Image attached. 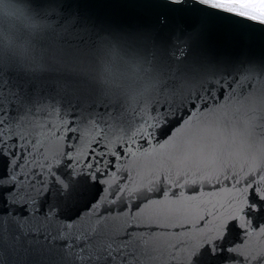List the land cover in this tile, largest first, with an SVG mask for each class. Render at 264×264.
I'll return each mask as SVG.
<instances>
[{"label":"snow or ice","instance_id":"obj_1","mask_svg":"<svg viewBox=\"0 0 264 264\" xmlns=\"http://www.w3.org/2000/svg\"><path fill=\"white\" fill-rule=\"evenodd\" d=\"M32 3L37 21L45 27L49 26L46 21L58 19L71 33L85 24L79 14L68 10L66 0ZM150 7L156 10L150 42L128 47L123 54L113 48L114 61L123 62L130 54L137 72L167 80L165 86L195 84L196 94L188 100L196 111L201 110L198 105L207 107L209 100L233 96L237 88L243 91L245 82L250 95L264 89V62L219 57L204 44L214 28L241 41L264 32V0H151ZM97 40L105 41V37L97 33L92 48ZM46 56L35 53V57ZM23 68L0 58V264H157V244L151 232L145 235L141 223L114 230L104 216L95 220L87 213L70 216L66 209L89 182L99 183L97 178L109 171L115 174L119 160L151 147L157 131L168 123L167 114H145L132 127L109 115L112 105L104 101L99 111L95 103L85 106L68 78L41 77ZM252 74L259 76L258 83L252 82L256 79ZM253 116L259 117L258 122L253 120L255 131L264 136V108ZM61 140L65 150L49 159L47 144ZM37 155L44 157L43 163H37ZM168 179L162 174L161 184ZM235 182L241 183L240 179ZM177 186L183 187L179 181ZM249 190L250 202L245 199L234 214L219 220L214 234L189 245L183 264H216L224 251H239L227 246L226 237L234 227L246 234L252 218L264 217V174L246 179L241 196ZM117 193L131 195L127 186L118 187ZM165 194L161 190L160 195ZM149 199L145 196L142 202ZM99 203L89 205L92 213ZM138 218L139 211L132 220ZM252 259L264 264V255Z\"/></svg>","mask_w":264,"mask_h":264},{"label":"water","instance_id":"obj_2","mask_svg":"<svg viewBox=\"0 0 264 264\" xmlns=\"http://www.w3.org/2000/svg\"><path fill=\"white\" fill-rule=\"evenodd\" d=\"M150 3L66 0L68 10L85 22L69 33L58 19L46 21L48 27L39 23L32 0H0V58L22 64L25 72L37 76L68 78L85 106L95 103L99 111L104 101L112 105L109 115L132 127L146 118L145 114H167L168 123L157 131L151 147L119 160L115 174L109 171L97 178L99 183L89 182L90 186L81 189V195L66 212L70 216L87 213L92 220L104 216L114 230L141 223L145 235L151 232L157 244V264H183L189 245L214 234L219 220L234 214L245 199L250 202L251 190L241 196L245 180L264 174V136L255 131L253 124L259 119L253 113L264 108V89L250 95L245 82L243 91L237 88L233 96L209 100L207 107L198 105L201 110L196 111L188 100L190 94H196L195 84L165 86L167 80L158 81L137 72L130 54L123 62L114 61L113 48L123 54L128 47L150 42L156 11ZM97 33L105 41L97 40L92 48ZM204 44L219 57L264 62V32L249 34L241 41L214 28L204 37ZM36 52L47 56L35 57ZM252 75L256 76L252 82L258 83L259 76ZM64 150L65 141H53L47 144L45 154L51 159L52 154ZM43 162L44 157L37 155V163ZM162 174L169 177L165 184H161ZM236 179H240L239 185ZM177 181L183 187H178ZM125 186L131 195L117 193L118 187ZM149 186L155 190L147 191ZM161 190L166 194L161 196ZM145 196L150 198L147 203L142 202ZM97 200L99 206L92 213L89 205ZM138 211L139 218L133 221ZM261 229L264 217L252 218L246 234L242 228H232L226 244L239 251H224L216 264H257L252 258L264 255Z\"/></svg>","mask_w":264,"mask_h":264}]
</instances>
